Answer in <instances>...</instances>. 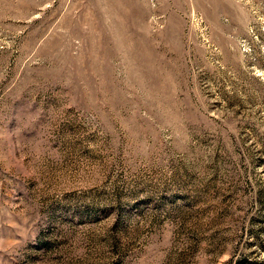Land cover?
<instances>
[{"label":"rangeland","instance_id":"374dc122","mask_svg":"<svg viewBox=\"0 0 264 264\" xmlns=\"http://www.w3.org/2000/svg\"><path fill=\"white\" fill-rule=\"evenodd\" d=\"M0 264H264V0H0Z\"/></svg>","mask_w":264,"mask_h":264}]
</instances>
